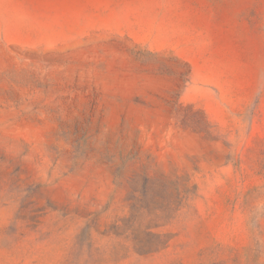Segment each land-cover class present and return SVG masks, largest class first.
<instances>
[{
  "label": "rangeland",
  "instance_id": "374dc122",
  "mask_svg": "<svg viewBox=\"0 0 264 264\" xmlns=\"http://www.w3.org/2000/svg\"><path fill=\"white\" fill-rule=\"evenodd\" d=\"M0 264H264V0H0Z\"/></svg>",
  "mask_w": 264,
  "mask_h": 264
}]
</instances>
